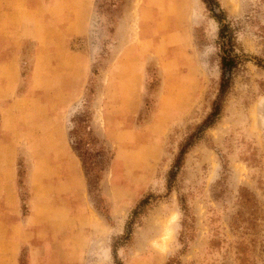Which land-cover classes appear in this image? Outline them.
<instances>
[{"label": "rangeland", "instance_id": "1", "mask_svg": "<svg viewBox=\"0 0 264 264\" xmlns=\"http://www.w3.org/2000/svg\"><path fill=\"white\" fill-rule=\"evenodd\" d=\"M216 1L242 60L221 117L195 137L175 176L180 150L219 94L223 51L211 6L205 0H87L85 7H70L69 14L80 10L84 29L68 38L67 56L51 68L55 91L46 94L55 98L51 113L60 117L52 121H64V135L54 130L47 139L72 147L69 132L78 129L74 139L83 137L94 167L87 164V176L74 151L79 160L65 169L58 157L63 150L49 157L31 147L43 140L41 131L28 135L18 126L15 138L5 135L9 122L0 116V140L19 145V222L28 228L17 264H168L171 258L175 264H264V0ZM31 40L18 96L38 88ZM156 44L161 51L153 52ZM137 45L146 52L140 55ZM128 46L136 47L130 56L142 66L136 109L123 108L118 86L117 66ZM78 174L90 179L78 202L55 198L71 209L70 220L59 205L51 209L35 198L37 179ZM68 243L79 254L60 259Z\"/></svg>", "mask_w": 264, "mask_h": 264}, {"label": "crops", "instance_id": "2", "mask_svg": "<svg viewBox=\"0 0 264 264\" xmlns=\"http://www.w3.org/2000/svg\"><path fill=\"white\" fill-rule=\"evenodd\" d=\"M86 4L87 0H0V116L7 118L9 122L6 123L5 135L11 133L15 138V130L18 126L25 127V133L28 135L41 131V134L45 135L43 140L34 141L36 145L31 147L46 150L45 156L49 155V157L55 155L54 150H63L58 157L67 170L70 167L69 160L73 166H76L79 157L73 149L71 150L70 143L53 142L47 139L49 136L53 137L54 130H56L55 134L64 135L62 130L64 121L61 123L62 127L58 126L56 120L52 121L60 115L51 113L55 98H50L46 93L50 95L52 91H55L54 83L50 79V71L54 63L63 61L67 56L68 38L76 33L79 34L84 29L80 10L69 14L70 7H85ZM31 39L36 41L37 47L33 85L38 87L35 90H40L37 94L34 90L18 96L16 89L22 80V57ZM135 48L125 47L121 51L122 60L117 66L121 74L118 86L122 105L123 108L128 107V109H136L140 104L138 72L142 66L138 61H133L130 56ZM160 48L156 44L153 52L161 51ZM146 50L144 46L137 45V52L140 55ZM124 58L128 59L125 61ZM56 96L59 97L60 94L56 93ZM163 99L161 111H164L165 107ZM61 117H63L62 114ZM53 126H55L54 129ZM137 131L133 132L137 133ZM18 150L19 145L15 140L7 138L0 140V264L18 263L20 246L28 228L22 221L19 222L21 199L16 170ZM37 181L39 184L34 189L35 198L46 199L45 201L51 203L48 204L51 209L59 205L69 214L70 220V215H73L71 209L65 202L55 201V198L73 197L72 205H74L84 194L87 186L86 177H80L78 174L77 177H45ZM78 235L77 231V234H71L68 240H74ZM66 246L64 254L58 256L60 259L64 257L68 259L70 256L73 258L79 254L76 245L68 243ZM33 264H37L36 261Z\"/></svg>", "mask_w": 264, "mask_h": 264}, {"label": "trees", "instance_id": "3", "mask_svg": "<svg viewBox=\"0 0 264 264\" xmlns=\"http://www.w3.org/2000/svg\"><path fill=\"white\" fill-rule=\"evenodd\" d=\"M205 1L208 2L209 5L211 6V10L213 11L215 18L217 19L220 25L219 37L221 40V50L223 51L222 79L220 83L219 94L213 104L211 112L206 117V119L203 121V123L198 127V130L190 136V139L184 144V146L180 150L179 155L177 156L175 165L171 171L172 176H175L178 170L181 168L183 160H184V156L189 151V149L195 144V137H197L200 133H203L210 127H212L221 117V114L224 108V103L226 101V96L231 87L235 70L238 67L239 61L242 60L241 55L238 54L235 50L236 46H235L234 36L230 33V25L229 23L225 21V17L223 16L224 11L221 9L219 3L216 0H205ZM77 120H80L81 123L85 122V118L83 116H79ZM81 123H80V127H82ZM85 127L89 128L88 132L92 130L88 124ZM77 133H78V129L76 128H72L69 132L70 137L72 138V149L82 159L85 170H86V174L88 176L89 167L87 166V164L89 166L94 167V165L92 164H94L95 162L94 161L95 156L94 154H91L88 151V149L84 147V141H82L83 137L82 139H79V140L74 139V136H76ZM88 134H87L86 140L94 142L95 141L94 137H92L91 134L89 135ZM86 156H87V159L85 158ZM87 180L88 182L90 181L89 177H87ZM134 214L135 216L136 214H138L137 209L134 211ZM129 235L130 234L128 233L127 236ZM175 262H176V259L171 258L168 264H175Z\"/></svg>", "mask_w": 264, "mask_h": 264}]
</instances>
